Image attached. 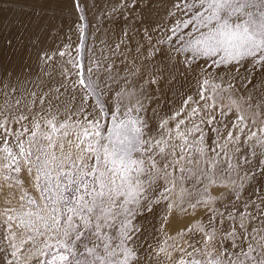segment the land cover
<instances>
[{"label": "snow or ice", "instance_id": "1", "mask_svg": "<svg viewBox=\"0 0 264 264\" xmlns=\"http://www.w3.org/2000/svg\"><path fill=\"white\" fill-rule=\"evenodd\" d=\"M38 3L35 31L6 46L21 61L38 48L42 77L24 91L23 81L0 80V173L16 174L15 183L3 176L0 194L19 205L0 214V264H145L162 201V225L177 209L193 217L176 233L189 236L176 264H264V197L252 211L247 202L245 211H221L223 194L209 196L201 211L200 199L181 207L192 195L182 185L170 196L178 181L207 177L221 153L240 152L237 133L255 141V166H264V118L260 135L248 128L244 97L233 99L225 75L264 67V0H131L130 11L139 8L131 16L126 0H110L107 28L89 16L99 0ZM156 4L163 16L152 15ZM37 31L53 43L45 47ZM161 99L170 103L163 113ZM229 113L235 120L221 119ZM232 183L239 201L244 185Z\"/></svg>", "mask_w": 264, "mask_h": 264}, {"label": "rangeland", "instance_id": "2", "mask_svg": "<svg viewBox=\"0 0 264 264\" xmlns=\"http://www.w3.org/2000/svg\"><path fill=\"white\" fill-rule=\"evenodd\" d=\"M9 1L10 0H2V1L0 0V6H1L0 7V16L2 17V18H0V29H1L0 30V35H1L0 40H1V38L3 40V41L1 40L2 42L0 41V48H2L0 50L4 49L3 52L6 54V55L4 54L0 58V62L2 59L4 60V62L2 60V62L0 63V67H1L0 68V74H1L0 80H3V77H5L4 76L5 75L4 69H7V71L9 73L10 72L12 73L11 76H13V78H15V79H12L11 82L15 83L17 80L22 79V77L20 78L21 73H22L23 77L29 76V75L32 76L35 73V68L38 65L42 66L43 63L37 62V59H36L35 54L37 51H39V49L37 48L38 50L37 49L31 50L32 48L30 47L28 49V50H31V51H28L29 54L31 55L30 60L25 58L27 60H24L25 62L22 61L21 66H19V69L17 68V70L15 68H7V64H10L13 62H18L16 60L18 55L15 57L12 55V52H10L11 50L7 49L6 42L9 40H14V39H16L15 41L18 42L20 37H25L27 39V35L30 34V32L35 31L34 27H35V24L37 22V16L39 14V13L37 14V12H35V11L34 12L33 11L28 12L27 11L26 13L23 14V8H22V12H21V8H20L21 4H19V2L17 0H14V1L12 0L10 3H9ZM13 2H14V4H15V2L18 4L17 5L15 4V6H14V4H12ZM89 3H91V1ZM4 5H6V6H4ZM159 5H160L159 12H155V11L152 12L153 16H156L157 13H159L160 16H163V14H164L163 5L156 4L155 6L158 7ZM11 6H12V9H11ZM18 7H19V9H18ZM99 7H100V3H98V7L93 8L91 10L92 12L89 13V16L90 17L95 16L97 14V10ZM11 12H13V13H11ZM29 13H31V14L29 15ZM18 14H20L21 16ZM14 15H16V16H14ZM31 15L34 18L33 17L31 18ZM4 16H5V19H4ZM29 17H30V19H29ZM27 19H29V21H26ZM31 19L32 20L34 19V20L32 21ZM20 22H22L23 24ZM24 22L27 23L28 25L25 24ZM95 26H96V24H93V27H95ZM15 27H16V29H15ZM20 27H22V28H20ZM25 27L27 28V33H25V35H24V33H22V31H24ZM20 30H22V31H20ZM18 31L20 32V34ZM16 32H18V33H16ZM36 33H37L36 35L40 36L39 37L40 39L44 40V46L45 47H47L49 44H52L53 38L51 36H45V34L38 32V31ZM163 34H164L163 32L160 33V35H163ZM4 36H6L7 38H5ZM16 37L18 38V40ZM91 42H92V37L90 36L88 43H87L88 47L91 46L90 45ZM5 49H7V50L5 51ZM32 52H34V53H32ZM6 56L7 57L9 56V57L7 58ZM32 56H34V57H32ZM20 60H19V62H20ZM5 61H6V64H5ZM34 63H35V67H34ZM24 64H27V67H25ZM29 64H31L32 66ZM12 65L18 67V65L14 64V63ZM43 67H46V66L43 64ZM12 70H13V72L15 71L14 74H13ZM225 75H226V80L228 82L233 83L235 88H236V94L233 96V99H237L238 97H244V101H247L246 103L244 101L240 102L241 103L240 114H242L246 117L245 123H248V128H250L251 131H255V132H257L258 135H260V132H259V127L261 126L260 125V119L264 118V117H259V114L261 113V107L260 106L262 104H264L263 103L264 100L263 99L262 100L256 99L254 97L253 90H254L255 82L260 81L264 78V67L257 65L255 67V70H253L252 66L249 65L248 72L241 71V73L239 74V77L234 81L231 79L230 75H227V74H225ZM16 76H17V78H16ZM33 84H34V82H32V84L30 85L31 87L26 86L27 89L29 88V90H32ZM5 86H7V84H5ZM222 87L227 88V83H222ZM21 88H22L21 91H24L25 86L22 85ZM250 90H252V91H250ZM228 96H229L228 93H222L221 99L219 102L221 104H224V105L229 104L230 100L228 99ZM249 97H251V99H248ZM17 98H19V97H17ZM149 106L155 107L156 105L153 102ZM169 107L170 106H168L167 104L164 103V99H161L160 108H161L162 113H163V111H166ZM253 112H255L257 115L253 116ZM229 116H231L232 120H235V114H232V113H229L228 115L222 117L221 119L226 121V120H228ZM250 120H255V124L250 123L249 122ZM241 127H243V125H241ZM245 131H247V129H245ZM237 134L240 135V138H241V145H240L241 151L240 152H236L235 154H233L232 152H229L227 154V156H225L223 153H221V156L217 157L218 163L216 164L215 169L213 171L209 172V175L207 177L200 175L199 176V182H197L196 177H191V179H189V180L178 181V187L173 190L172 194H170L172 199H175V193L179 191L180 185H182L184 188H186L188 192L192 193L191 196H188L187 193L185 194V202H184V204L181 205V207L187 208L189 201L192 203H195V201L197 199H200L202 201V204L198 207L202 211L203 202L207 201L209 199V196L221 197V194H223V196L220 199H217L215 201V206L220 208L221 211H226V210L235 211L236 209H239L240 211H245L243 205L246 202L249 203L248 211H252L254 209V205L251 202L254 201L255 204H260L261 197H264V175H261V167H264V166H261V167L255 166L256 160H255V157L252 156V147H253V144L255 143V141L249 140L245 143L246 136L242 133H237ZM221 143H223V141H221ZM256 148H257V152H259V146L258 145L256 146ZM217 151H220V149H217ZM241 153H243V155H241ZM244 157H247L248 160L250 161L251 170H249L250 164L244 163ZM229 162L233 166H235L237 164V162H239L241 167L238 170L234 171L233 169L228 168ZM202 167L205 169L208 168V166L206 164H202ZM246 172H247V178H245ZM253 173H255L254 178H253ZM4 175H10L11 177H13V179L10 180L9 182L15 183L14 177L16 176V174L14 172L0 173V183H3V176ZM186 175H188V174L186 173ZM210 180H215L216 185L215 186L212 185L210 183ZM233 181H235L236 184H243L244 185V188L241 191L239 201H236L234 193L229 191V189L233 187V183H232ZM224 184H227L228 188L223 187ZM206 188L208 189V191H205ZM5 191H7L6 186H5ZM7 199L12 200L11 204H8L6 202ZM167 203H168V201H162L161 205L159 206L158 214L156 215L155 219L152 220V224L155 226L156 230L152 231L150 228L149 235L146 238V240L144 241L145 245H150V248H147L146 251H150L152 253L151 259L147 260L145 262V264H176V261L179 258L185 256V253L180 251L179 249L181 247L186 246L185 241L189 240V236H185L184 239H181L179 236L176 235V233L185 224L192 221L193 217L191 215L182 214L177 209L176 212L173 213V215L169 216V223L162 225L161 222H162L164 216L167 214V208H166ZM8 208L19 209V205L17 204V199H13L11 197V195H9V197L5 198L2 194H0V214L4 213V211ZM188 211H189V213H191L192 209L189 208ZM199 215H200V211L197 212L196 218H199ZM3 220H4V217L2 215H0V224L3 223ZM254 223H255V221H254ZM4 235H7V233L4 232ZM189 235H191V234H189ZM170 237H175V239H170ZM198 239H199V235L197 234L196 236H192V240L190 242H195ZM4 243L7 244V241H5ZM161 249H163V251H161ZM188 251H192V249L189 248ZM10 252H11V249H8L7 255H9V258H11ZM169 255L171 256V259H169ZM21 258L23 259V257H21ZM33 264H34V262H33Z\"/></svg>", "mask_w": 264, "mask_h": 264}, {"label": "bare ground", "instance_id": "3", "mask_svg": "<svg viewBox=\"0 0 264 264\" xmlns=\"http://www.w3.org/2000/svg\"><path fill=\"white\" fill-rule=\"evenodd\" d=\"M2 1V0H1ZM12 0H10L9 1V3L11 2ZM14 1V0H13ZM18 2H19V4H21V12H22V8H23V14L24 13H26L27 11L29 12V11H35V12H37V14L38 13H40V7H39V3H38V0H17ZM91 1V0H90ZM89 1V2H90ZM8 3V4H9ZM99 3H100V7L98 8V10H97V14L95 15L96 17H97V21H95L94 22V24H100V25H103V27H112V25H110L108 22H107V20L105 19V10L110 6V0H108V2H106V0H99ZM126 3H128L129 4V8H123L122 10L126 13V15H128V16H131V15H134V14H136V15H138L139 14V8H136V11L135 12H132V11H130V8L132 7V5H131V0H126ZM12 4H14V2L12 3ZM15 4L17 5L18 3H16L15 2ZM15 4H14V6H15ZM4 6H6V5H4ZM3 6V7H4ZM1 7V6H0ZM7 8V7H6ZM16 8V7H15ZM34 10H33V9ZM9 9V8H8ZM11 9H12V6H11ZM17 9V8H16ZM18 9H19V7H18ZM2 10V9H1ZM159 10H160V5L158 6V7H156L155 5H154V7H153V11L152 12H159ZM5 11V10H4ZM96 11V10H95ZM94 11V12H95ZM8 12V11H7ZM92 12V11H91ZM3 13V12H2ZM11 13H13V12H11ZM90 13V12H89ZM31 13H29V15H30ZM93 14V13H92ZM95 14V13H94ZM4 15V14H3ZM18 15H20V14H18ZM27 15V14H26ZM35 15V14H34ZM162 15V14H161ZM8 16V15H7ZM14 16H16V15H14ZM13 16V17H14ZM21 16V15H20ZM33 16L31 15V18H32ZM38 17V16H37ZM0 18H2L1 16H0ZM8 18V17H7ZM16 18V17H15ZM34 18V17H33ZM4 19H5V16H4ZM20 19V18H19ZM24 19V18H23ZM29 19H30V17H29ZM29 19H27L26 21H29ZM32 20V19H31ZM30 20V21H31ZM34 20V19H33ZM32 20V21H33ZM6 21V20H5ZM36 21V20H35ZM3 23V22H2ZM1 23V24H2ZM20 23H22V22H20ZM25 23V22H24ZM33 23V22H32ZM107 23V24H106ZM121 23H122V21H121ZM5 24V23H4ZM9 24V23H8ZM18 24V23H17ZM23 24V23H22ZM25 24H27V23H25ZM34 24V23H33ZM32 24V25H33ZM10 25V24H9ZM28 25V24H27ZM36 25V24H35ZM23 26V25H22ZM34 26V25H33ZM3 27V26H2ZM14 27V26H13ZM18 27V26H17ZM8 28V27H7ZM6 28V29H7ZM20 28H22V27H20ZM26 28V27H25ZM31 28V27H30ZM35 28V27H34ZM5 29V30H6ZM15 29H16V27H15ZM32 29V28H31ZM1 30V29H0ZM117 31H118V29H116ZM20 31H22V30H20ZM24 31H25V29H24ZM24 31H22V33H24V35H25V33L26 32H24ZM29 31V30H28ZM2 32V31H1ZM7 32V31H6ZM5 32V33H6ZM19 32V31H18ZM18 32H16V33H18ZM30 33H32V32H30ZM19 34H20V32H19ZM37 34V33H36ZM16 35V34H15ZM43 35V34H42ZM38 37H40L39 35H37ZM0 37H1V35H0ZM5 38H7L6 36H4ZM3 37V38H4ZM27 37H28V35H27ZM4 38V39H5ZM14 38V37H13ZM17 38V37H16ZM52 39V38H51ZM1 40H2V38H1ZM0 40V41H1ZM14 40H16V39H14ZM17 40H18V38H17ZM3 41V40H2ZM1 41V42H2ZM50 42V41H49ZM47 43V42H46ZM52 43H53V41H52ZM92 43V42H91ZM91 43H90V45H91ZM0 49H2V48H0ZM8 49V48H7ZM7 49H5V51L7 50ZM37 49V48H36ZM4 50V49H3ZM2 50V51H3ZM31 50H33V49H31ZM31 50H28V51H31ZM38 50V49H37ZM9 51V50H8ZM10 52H12V51H10ZM9 53V52H8ZM29 53V52H28ZM31 53V52H30ZM32 53H34V52H32ZM5 54V53H4ZM6 55V54H5ZM36 55V54H35ZM12 56V55H11ZM7 57V56H6ZM9 57V56H8ZM7 57V58H8ZM18 57H19V55H18ZM16 58V60L18 61V62H13L14 64H16V65H18V67L17 66H14V65H12L13 63H10V64H7V68H15L16 70H17V68L19 69V66H21V64H22V61L19 59V58ZM32 57H34V56H32ZM1 58V57H0ZM27 58V57H26ZM11 59V58H10ZM14 59V58H13ZM3 60V59H2ZM2 60H1V62H2ZM8 60V59H7ZM6 60V61H7ZM19 60H20V62H19ZM25 60H27V59H25ZM34 60V59H33ZM6 61H5V64H6ZM0 62V63H1ZM3 62H4V60H3ZM25 62V61H24ZM34 62V61H33ZM38 62V61H37ZM19 63V64H18ZM32 63V62H31ZM38 64V63H37ZM29 65H31V64H29ZM28 65V66H29ZM23 66V65H22ZM24 66H25V64H24ZM32 66V65H31ZM34 67H35V63H34ZM1 68V67H0ZM21 68V67H20ZM31 68V67H30ZM33 68V67H32ZM23 69V68H22ZM11 70V69H10ZM14 70V69H13ZM13 70H12V72H13ZM45 70V67H43V64H42V66H37L36 68H35V73H34V75H29V76H22V73H21V76H20V78L22 77V79L20 80V81H23L24 82V86H29V87H31L30 85L32 84V82H37L38 81V78H40V77H42V73H43V71ZM20 71V70H19ZM33 71V70H32ZM3 72V71H2ZM1 72V73H2ZM23 72V71H22ZM11 73V72H10ZM15 73V71L13 72V74ZM18 73V72H17ZM31 73V72H30ZM3 74V73H2ZM1 75V74H0ZM19 75V74H18ZM5 76V75H4ZM1 77V76H0ZM16 78H17V76H16ZM19 78V79H20ZM12 79H15V78H13V76H11V77H9V76H5V77H3V84H4V86H5V84H8L10 81H12ZM264 79V78H263ZM33 87H34V84H33ZM23 88V87H22ZM21 88V89H22ZM262 89H264V84H262V80H260V81H257V82H255V85H254V90H253V94H254V97L256 98V99H263L264 100V90H262ZM25 90V89H24ZM28 90H29V88H28ZM37 91H39V89H36ZM250 91H252V90H250ZM249 91V92H250ZM164 103L165 104H167L168 106H170V103L167 101V100H165L164 99ZM264 103V102H263ZM156 225V224H155ZM4 234V233H3ZM6 255H7V253H6Z\"/></svg>", "mask_w": 264, "mask_h": 264}]
</instances>
